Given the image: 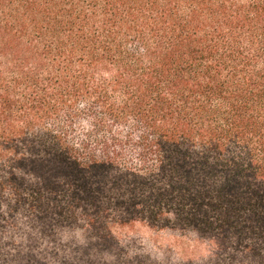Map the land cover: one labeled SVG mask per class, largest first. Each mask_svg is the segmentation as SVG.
<instances>
[{"label": "trees", "instance_id": "obj_1", "mask_svg": "<svg viewBox=\"0 0 264 264\" xmlns=\"http://www.w3.org/2000/svg\"><path fill=\"white\" fill-rule=\"evenodd\" d=\"M0 264H264V0H0Z\"/></svg>", "mask_w": 264, "mask_h": 264}, {"label": "rangeland", "instance_id": "obj_2", "mask_svg": "<svg viewBox=\"0 0 264 264\" xmlns=\"http://www.w3.org/2000/svg\"><path fill=\"white\" fill-rule=\"evenodd\" d=\"M132 242L137 245L141 250H144L151 254L155 259L165 260L170 259L173 262H178V251L177 241L179 240L178 236L172 233H162V234H153L150 232H139L136 236L131 239ZM185 249L187 253L191 256L196 252L195 248L192 247L191 241L185 242ZM173 248L175 250H173ZM169 251L168 254L165 252Z\"/></svg>", "mask_w": 264, "mask_h": 264}]
</instances>
